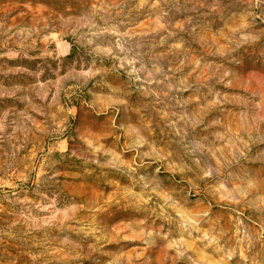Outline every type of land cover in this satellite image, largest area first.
Returning a JSON list of instances; mask_svg holds the SVG:
<instances>
[{"label":"rangeland","instance_id":"374dc122","mask_svg":"<svg viewBox=\"0 0 264 264\" xmlns=\"http://www.w3.org/2000/svg\"><path fill=\"white\" fill-rule=\"evenodd\" d=\"M0 264H264V0H0Z\"/></svg>","mask_w":264,"mask_h":264}]
</instances>
